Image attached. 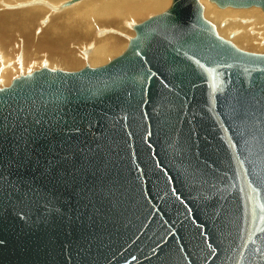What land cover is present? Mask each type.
<instances>
[{"label":"water","instance_id":"95a60500","mask_svg":"<svg viewBox=\"0 0 264 264\" xmlns=\"http://www.w3.org/2000/svg\"><path fill=\"white\" fill-rule=\"evenodd\" d=\"M209 27L173 0L106 65L0 90V264H264V55Z\"/></svg>","mask_w":264,"mask_h":264},{"label":"bare ground","instance_id":"6f19581e","mask_svg":"<svg viewBox=\"0 0 264 264\" xmlns=\"http://www.w3.org/2000/svg\"><path fill=\"white\" fill-rule=\"evenodd\" d=\"M70 1L0 0V90L43 67L54 72L106 65L127 50L136 37L134 26L141 24L139 19L164 13L173 0ZM196 2L210 26L209 33L242 53L264 55L262 9L219 7L210 0ZM148 11L154 14L145 13ZM136 18L139 23L128 26L127 19ZM16 25L23 29L18 41L7 35V27Z\"/></svg>","mask_w":264,"mask_h":264},{"label":"rangeland","instance_id":"374dc122","mask_svg":"<svg viewBox=\"0 0 264 264\" xmlns=\"http://www.w3.org/2000/svg\"><path fill=\"white\" fill-rule=\"evenodd\" d=\"M172 1V0H171ZM198 4V3H197ZM199 5V4H198ZM200 6V5H199ZM170 7H171V5H170ZM169 7V8H170ZM260 10H261V8H260ZM262 12V11H261ZM145 13H151V14H154V13H152V12H150V11H148V12H145ZM263 13V12H262ZM155 16H157V15H155ZM1 17V16H0ZM152 17H154V16H152ZM147 18H145L144 20L142 19V21H141V19H139L140 20V22L142 23V22H144L145 20H146ZM128 20V26L129 25H131V24H134L135 22H137V23H139V21L137 20V18H136V20L137 21H135L134 19H133V21L131 20V19H127ZM38 21L39 20H37V23H38ZM120 23L121 22H118L117 24H119L120 25ZM207 23V22H206ZM21 32H23V29H22V27L20 26V25H16V26H11V28H9V27H7V35L8 36H12L13 37V39L15 40L16 38V40L18 41L19 40V38H18V36L17 35H19V33H21ZM38 33H39V31H38ZM21 38V37H20ZM66 38V37H65ZM16 42V41H15ZM21 53H22V51H21ZM36 54V53H35ZM247 54V53H246ZM248 54H251V55H255L254 53H252V52H249ZM17 55H18V57L20 58V55H19V52L17 53ZM36 56V55H35ZM37 56H39V55H37ZM85 56V55H84ZM16 58L18 61H19V58ZM17 61V62H18ZM85 66H83L82 68H84ZM81 68V69H82ZM72 70L73 71H78L77 69H70L69 71H65V70H60V71H65V72H72ZM80 70V69H79Z\"/></svg>","mask_w":264,"mask_h":264}]
</instances>
